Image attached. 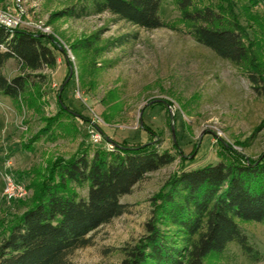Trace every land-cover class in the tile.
Masks as SVG:
<instances>
[{"label":"rangeland","instance_id":"obj_1","mask_svg":"<svg viewBox=\"0 0 264 264\" xmlns=\"http://www.w3.org/2000/svg\"><path fill=\"white\" fill-rule=\"evenodd\" d=\"M80 1L0 0L1 10L23 7L24 29L42 34L35 26H49L51 32L45 35L61 48L60 63L42 72L46 81L27 99L15 103L0 96V237L34 198V184L45 178L48 164L56 158L67 160L86 148L91 153L113 150L115 142L152 141L175 155V162L148 175L123 197L126 213L90 234L89 244L71 252L64 262L121 264L125 249L145 235L153 199L173 174L218 163L226 144L251 158L264 153V96L254 90L244 69L187 34L171 0L161 10L171 27L153 31L109 12L81 19L52 18ZM257 1L253 6L251 0H233L242 25L260 46L256 61L264 70V27L248 22L242 13L250 6L264 22V0ZM85 39L97 41L92 49L75 50ZM1 73L12 79L21 74L20 65L11 59ZM62 105L74 114H64L55 140L42 138L31 146L46 119L57 115ZM145 126L155 134L150 137ZM92 134L102 141L92 143ZM8 175L24 190H17L12 199L4 196ZM80 193L87 196V190ZM241 226L260 260L253 262L232 244L221 260L209 264H264V224Z\"/></svg>","mask_w":264,"mask_h":264},{"label":"trees","instance_id":"obj_2","mask_svg":"<svg viewBox=\"0 0 264 264\" xmlns=\"http://www.w3.org/2000/svg\"><path fill=\"white\" fill-rule=\"evenodd\" d=\"M165 1L81 0L52 18L81 19L109 12L153 31L171 27L161 12ZM171 1L180 11L179 21L187 34L218 57L244 69L254 90L264 96V70L256 61L260 46L242 25L233 0ZM251 1L253 6L259 3ZM242 13L248 22L264 27L250 6ZM96 41L82 40L75 50L92 49ZM60 52L52 37L24 28L11 31L0 25V96L15 103L27 99L32 89L46 81L42 72L58 66ZM11 59L19 63L21 74L9 79L1 69ZM65 113L70 110L62 105L57 115L46 119V126L30 145L42 138L55 140ZM143 129L150 137L155 134L148 126ZM248 142L241 146L247 147ZM114 144L113 150L95 149L91 153L89 148L81 149L70 159L56 158L48 164L45 178L34 184V198L2 231L0 264H64L71 252L89 244L90 234L126 213L123 197L148 175L176 160L152 141ZM225 146L218 163L182 168L171 176L153 199L145 235L125 249L121 264H209L221 260L232 244L253 262L260 260L241 223L264 224V153L251 158ZM81 190H87L86 197Z\"/></svg>","mask_w":264,"mask_h":264},{"label":"built area","instance_id":"obj_3","mask_svg":"<svg viewBox=\"0 0 264 264\" xmlns=\"http://www.w3.org/2000/svg\"><path fill=\"white\" fill-rule=\"evenodd\" d=\"M22 0H18L19 3H21ZM18 7L15 8H9L5 10L0 9V25L4 26L5 28L14 31L19 28H23L24 26V20L23 16L25 14V11L23 7L20 6V4H17ZM40 30L42 34H50L51 30L49 26H46L44 24H40L38 26H35ZM102 141L101 136L98 134H92L91 136V142L92 143H100ZM14 179V178H13ZM9 175L6 178V184H5V190H4V196L12 199L15 195L17 190H24L16 185V182H14Z\"/></svg>","mask_w":264,"mask_h":264}]
</instances>
